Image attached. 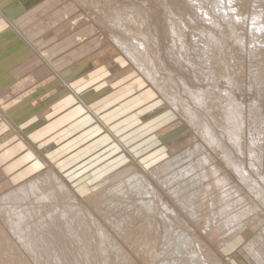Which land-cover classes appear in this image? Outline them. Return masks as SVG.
Returning a JSON list of instances; mask_svg holds the SVG:
<instances>
[{"label": "rangeland", "instance_id": "rangeland-1", "mask_svg": "<svg viewBox=\"0 0 264 264\" xmlns=\"http://www.w3.org/2000/svg\"><path fill=\"white\" fill-rule=\"evenodd\" d=\"M47 1L8 0L4 7L0 0V246L6 251L5 260L11 264H161L163 253L172 252L163 238L157 239L153 256L141 245L135 248L143 234L130 236L127 241L118 238L103 213L93 207L100 194L139 174L185 218L182 224L196 241L193 250L200 254V264H256L245 247L258 238L257 247L264 256V206L259 204L258 212L247 217L243 232L232 238L206 230L204 223H196L180 209L162 185V166L200 143L216 164L228 168L211 150L207 138L198 135L183 110H176L163 97L111 35L114 31L132 37L113 22L116 11L129 9L137 16L141 12L149 22L151 39L157 41L156 68L162 80L178 81L182 76L195 91L211 95L215 89H211L213 79L208 76V58L200 50L206 46L194 42L201 21L196 6L187 0H85L84 5L81 0H61L64 4L59 2L47 11L56 15L57 10L62 12L76 1L81 6L55 25L48 15L40 17L52 27L33 32L35 39H29L14 20L27 12L32 14ZM253 1L256 9H264V0ZM174 15L184 20L186 60L182 59L179 42H174L168 21ZM74 35V44L64 50L63 43ZM233 50L235 58L230 65L242 72L243 78L235 97L246 110L256 103L264 118V63L253 59L252 44L234 46ZM24 66L23 71L18 70ZM215 87L216 92H223L230 84L221 79ZM190 102L194 109L203 110ZM261 127L264 143V124ZM261 147L260 155L264 156V144ZM52 171L111 231L127 260L123 261L124 252L106 247L95 227L58 220L65 209L46 214L48 205L64 206L60 196L56 202L25 195L10 198L19 187ZM235 183L240 185L237 179ZM128 189V200L122 202L134 204L106 209L111 215L117 216L123 207H140L136 203L139 197ZM247 198L249 202L255 200L254 195ZM119 199L125 200L123 196ZM129 231L121 230L123 234ZM176 241L173 234L169 244L174 249Z\"/></svg>", "mask_w": 264, "mask_h": 264}, {"label": "bare ground", "instance_id": "bare-ground-1", "mask_svg": "<svg viewBox=\"0 0 264 264\" xmlns=\"http://www.w3.org/2000/svg\"><path fill=\"white\" fill-rule=\"evenodd\" d=\"M77 1L70 6H65L62 12L57 10L54 15L50 14L47 9L53 10L59 2H63L48 0L30 17L17 22L19 30L24 32L29 39H35L33 32H45L52 27H49L50 23L42 22L40 17L48 15L50 20L55 22L54 25L62 22L81 6ZM81 1L84 5L85 0ZM187 1L196 6L201 14V17L199 16L200 29H195L194 42L196 45L203 43L206 46V50L204 48L200 50L208 58V76L213 79L211 89L216 90L215 85L224 79L230 87L223 92L214 90L210 95L200 90L195 91L182 76L178 81L162 80L156 68V59L159 60L155 43L157 41L154 37L151 39L149 22L140 14L141 12L137 16L129 9L116 11L113 22L124 27L132 37L120 36L114 31H111V35L115 44L161 92L163 97L176 110H183L191 124L195 126L198 135L207 138L206 141L211 150L225 162L228 168L226 170L223 166L216 164L213 156L207 154L205 146L198 143L193 150L170 160L160 168L163 174L160 179L162 185L169 191L180 209L192 220L196 223H204L206 230L215 233L222 232L232 238L239 232H243L246 228L247 217L258 212L259 204L264 206V156L260 155L261 146L264 143L260 139L261 131L259 130H263L261 126L264 124V118L256 103L251 104L246 110V106L237 101L235 94L241 87L242 72H236L230 65L235 58L233 56L234 46H247L248 44H252L253 59L255 57L260 63H264V9H256L253 0ZM227 3L230 4L227 5ZM35 13L38 18L35 17ZM170 15L173 16L172 12ZM171 16L168 21L174 42H179L183 51L182 59L186 60L188 44L184 20L178 16L175 18V15L173 19ZM113 22H111V27L117 29ZM29 24L32 28H25ZM87 33L89 35L91 32ZM75 36L63 43L64 50L74 44ZM190 101L197 103L203 110L194 109ZM204 130L206 133H203ZM243 142H246L245 148ZM155 174L152 173L156 176ZM137 175L130 181L122 182L121 186L116 184L117 187L110 192L100 194L96 200L97 205L93 206L94 209L103 213V219L108 222L107 224L111 226L118 238L127 241L130 236L143 234L139 244L134 246L137 248L141 245L144 251L153 256H155L157 239L163 238L167 242V250L172 252L163 253L164 258L160 261L161 264H198L200 254L198 255L197 251L193 250L196 241L189 237L183 227L182 222L185 218L164 201L148 178ZM235 179L240 182V185L235 183ZM124 187L130 188L133 194L136 193L140 199L136 203L140 204V207H123L120 208L117 216H113L106 209L116 210L118 204L127 206L134 204L133 201L129 202V205L122 202L128 200L125 198L128 195L125 190L128 188ZM20 195H25V198L34 196L43 200L52 199L53 202H56L57 197L60 196L64 200V206L55 208L48 205L45 209L46 214L65 209L64 214H59L58 220H75L87 228L95 227L98 234L104 237L103 243L107 245L106 247H114L124 252L123 261L127 260L128 255L126 256L124 248L120 246L111 231H108L90 212L87 205L77 199L55 172L52 171L19 187L10 194V198L17 200ZM249 195L255 196L253 202L248 201L247 196ZM120 196H123L125 200L119 199ZM148 196L151 199H146ZM162 224H164L163 231ZM121 230L130 231L123 234ZM163 232H165L164 235H162ZM173 234L179 240L174 243L176 249L169 244ZM260 241L256 238L245 247L256 264H264V256L257 247ZM5 255L6 251L0 246V264H11L5 260ZM20 264L24 263L20 262Z\"/></svg>", "mask_w": 264, "mask_h": 264}, {"label": "crops", "instance_id": "crops-1", "mask_svg": "<svg viewBox=\"0 0 264 264\" xmlns=\"http://www.w3.org/2000/svg\"><path fill=\"white\" fill-rule=\"evenodd\" d=\"M10 1V0H9ZM7 3H8V0H2V6H6L7 5ZM20 8V7H19ZM31 16V14H29L28 12L27 13H25L23 16H21V17H19V19H15L14 21H19V22H21V21H23V20H25L27 17H30ZM35 17H37L36 16V14H35ZM38 18V17H37ZM34 23H36V21L34 22ZM31 25L29 24L28 26H26L27 28H29ZM34 27H36V26H34ZM25 69V66L24 67H21V68H19L18 70H20V71H23Z\"/></svg>", "mask_w": 264, "mask_h": 264}]
</instances>
